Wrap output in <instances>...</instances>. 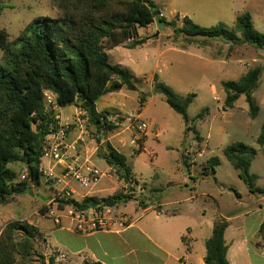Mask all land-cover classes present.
Returning a JSON list of instances; mask_svg holds the SVG:
<instances>
[{
	"label": "rangeland",
	"instance_id": "rangeland-1",
	"mask_svg": "<svg viewBox=\"0 0 264 264\" xmlns=\"http://www.w3.org/2000/svg\"><path fill=\"white\" fill-rule=\"evenodd\" d=\"M153 2L157 9L165 14L167 20L171 18L169 11L173 9L188 12L187 17L203 28L220 25L224 29L231 30L236 17L248 12L251 15L254 28L264 33V0H153ZM61 4V0H0V30L3 29L7 33L9 49L18 47L23 39L32 36L35 31V19L62 17L64 9ZM170 21H174L176 27L181 25L177 16ZM157 27V31L161 33L159 42L153 38L154 29ZM139 33L142 35L140 38L149 40L131 48L129 56L135 63V66L132 67L133 74L140 79L142 74L151 75L159 48L165 49L169 43H177L181 46L190 43L208 45L210 55L223 56L229 62L228 66H223V73L220 76V79L224 81H238L249 69L255 67L261 69L259 86L253 93L259 112L255 118H250L244 96L238 99L234 108L227 110L223 108V102L221 104L214 99V96H220L221 90L216 82L213 84V88H209L208 79H212V77L207 75L211 72L205 71L204 62L195 57L173 52L167 53V58L170 57L171 60L167 68H160L161 76L164 78L162 82L169 86L167 82L170 80L174 89L169 87L178 95L187 94L189 91L186 90L190 87L196 97L188 108L189 120L186 123L182 116L167 105L163 95L156 94L155 97L149 99L144 91L148 103L145 114L141 116L142 120L148 124L147 131L149 133L160 132L158 138L149 137L145 143L146 150L150 151L153 157L148 156L145 152L141 155L134 153L131 156L128 153L131 150L130 135L124 131L126 125L124 121L130 112L131 114L137 112L138 97L141 92L124 90L128 93L129 99L126 101L125 107L120 108L121 113L117 114H115L118 112L117 103L111 98L102 95L96 101L97 108L107 112L110 121L115 125L114 130L104 134L103 137L106 139L113 136L112 145L127 155V164L133 175L146 183H139V187L134 189L133 193L127 194L132 196V200L127 204H120L114 209L132 219L142 217L138 224L142 228H145V225L147 229L157 232L162 225V219H156V215L176 212L189 205L173 204L157 208L160 203L181 198L185 193L193 194V190H190L192 184L189 177L193 176L192 178H198L200 181L197 189L199 193L206 192L210 195L208 198L201 195L195 201L198 203V207L206 209L208 213L221 208L222 202L232 205L233 202L238 201V197L242 199L247 197L249 192L247 186L238 177L237 171L223 154V150L231 144L243 143L255 150L250 173L258 176L256 185L264 186V147L259 146L256 142L261 127L264 125V50L255 49L247 44L233 45L221 39L203 37L188 39L182 34H175L172 27L159 22L157 25H152L150 31L139 29ZM133 42L126 44L131 46ZM190 51L197 52V56L202 54L194 46ZM7 56L8 52L0 49V66L4 65ZM179 62L182 65L181 76L174 74ZM110 64H115L113 59H110ZM204 109H208V114L201 120L193 121V118ZM116 115L117 117L114 118ZM60 118L57 120V125L59 121L62 125L68 124L67 128H62L65 141L76 142L77 151L81 157L85 156L86 151L90 153L95 150V154H97L100 146L94 138L96 130L87 120L86 114L80 110L79 105L61 108ZM79 123L82 126L81 129ZM80 137L83 141L79 139ZM212 158L217 159V165L214 167L215 179L211 176L205 178L203 175L211 171L209 160ZM8 167L15 174L14 182L23 181L22 177L27 175V169L22 164H10ZM112 170L114 171V169ZM182 175L188 177L186 186L182 184ZM111 176L106 189L97 194L100 198L119 192L125 194L124 182L114 172H111ZM44 182L46 186L55 184L52 180H46L42 176L38 186L29 184L30 191L34 195L30 196L27 191L22 195L12 196L7 203L3 204L8 213L7 219L3 222L9 223L17 220L29 223L37 220L38 216L45 215V206L42 204H45L49 197L43 190ZM221 188L223 194L220 197L218 192ZM254 195L258 198L264 196ZM144 206L150 209L144 212ZM35 247L34 256L28 259L26 264H41L43 260L49 258V256H44L45 251L40 235L36 237ZM254 264L262 263L254 258Z\"/></svg>",
	"mask_w": 264,
	"mask_h": 264
},
{
	"label": "trees",
	"instance_id": "trees-1",
	"mask_svg": "<svg viewBox=\"0 0 264 264\" xmlns=\"http://www.w3.org/2000/svg\"><path fill=\"white\" fill-rule=\"evenodd\" d=\"M61 2L64 9L62 17L35 19L32 36L23 39L12 50L9 49L6 31L0 30V49L8 52L4 65L0 66V204L7 203L14 195L30 191L27 181H13L15 174L8 165H24L32 184L38 186L40 183L42 176L39 164L46 138L58 129L56 117L44 110L43 89H49L55 94L60 108L79 105L96 130L94 138L100 146L97 155L115 170L120 180L128 182L132 179L126 156L103 137L112 132L115 125L107 112H97L95 103L100 96L118 92L123 87L136 90L130 71L110 64L109 60V51L125 43L130 32L136 34V28H145L157 19L159 23L172 27L175 34H182L188 39H221L233 45L247 44L264 50V33L254 28L248 12L238 15L234 27L227 30L220 25L203 28L188 17H184L181 26L176 27L174 21L155 16L159 10L153 0ZM144 42L143 38L137 37L131 47ZM260 76L261 69L255 67L249 69L238 81L223 82V108H234L238 99L244 96L248 116L255 118L259 107L253 93L259 86ZM153 92L163 95L167 105L188 123L187 111L195 94L180 96L165 83L158 81L156 75ZM143 102L144 96L141 95L140 107ZM207 114L208 109H204L193 121L201 120ZM256 142L264 147V125ZM223 154L250 192L264 193V190L255 186L257 176L250 173L254 149L243 143H234L227 146ZM209 164L214 172L217 159H210ZM130 200L131 195L119 192L103 198L85 197L81 202L62 200L58 207L63 209L71 205L78 210L116 207ZM45 211H48L47 206ZM227 226L224 219L214 221L211 236L205 243L204 264H229L224 240ZM37 236L38 230L29 223L17 220L7 223L0 237V264H26L36 252ZM54 260V257H50L48 263L43 260L41 264H54Z\"/></svg>",
	"mask_w": 264,
	"mask_h": 264
},
{
	"label": "crops",
	"instance_id": "crops-1",
	"mask_svg": "<svg viewBox=\"0 0 264 264\" xmlns=\"http://www.w3.org/2000/svg\"><path fill=\"white\" fill-rule=\"evenodd\" d=\"M169 15L171 17L169 20H167L165 14L162 12H160L159 16L166 21H170L177 16L179 21L182 22V19L189 14L188 12L176 11L173 9L169 11ZM157 22L158 20L155 19L154 25H157ZM150 28H152V25L146 28H136L137 37L140 38L142 36L139 33V29L142 31H150ZM157 30L158 27L154 29L153 38L159 42L161 33ZM148 40L149 39L145 41ZM126 43L127 42L110 50L109 60L113 59L115 62L114 65L128 69L132 74L136 88L134 91L141 92V95L144 96V102L142 107H140L141 95H139L138 107L136 110L141 116L145 114L148 103L146 94L149 96V99L156 96V94L153 93L154 76L156 75L157 80L160 82L164 80L161 76L160 68H167L169 66L171 60L170 57L167 58V53L169 52L195 57L204 62L205 71L209 70L211 72L207 75L212 77V79H208L209 88H213V84L215 82L217 83L220 87L221 94L220 96H214V99L222 104L225 94L221 85L225 81L221 80L220 76L223 73V66H228L229 62L225 60L223 56L210 55L208 45L203 46L190 43L181 46L177 43H169L166 45L167 48H159L157 60L151 75L147 76L146 74H142L140 79L133 74L132 67L135 66V63L129 56V50L132 47ZM193 46L202 54L197 56V52H191L190 49ZM163 57H165V60H163ZM181 66L179 62L174 72L175 75L180 74L181 76ZM167 83L174 89L170 80ZM190 89L192 88H187L186 91L189 92L187 94H180V96L191 94L192 90ZM124 90H126L125 87L121 88L118 92L105 94L117 103L118 112L115 114L121 113L120 108H124L126 101L129 99L128 93ZM144 91L146 94H144ZM96 109L97 112H103L100 111L97 106ZM115 117H117V115L114 116V118ZM114 118L112 117V119ZM153 133H147L144 136L142 151L139 152V155L143 154V152L147 153L148 156H150V154L152 155L150 151L146 150L145 143L149 137H159V131ZM156 134L158 137H156ZM112 138L113 136H110L106 138V140L112 144ZM118 151L121 152L120 150ZM128 153L131 156L132 149L129 150ZM124 155L127 156L126 154ZM150 157H153V155ZM82 158L87 159L93 166L101 170L109 168L105 161L95 154V150L90 153L86 151L85 156H82ZM215 174L216 171H209L203 175L205 178L211 176L215 179ZM192 177L188 178L182 175L181 181L185 186L187 185V178L191 181L192 188H190V190H193V194L185 193L181 198L173 199L172 201L160 203L158 205L157 208L173 204H189L186 208H182L176 212L166 213L161 216L156 215V219H162V225L157 232L147 229L145 225V228H142L138 224L141 222L142 217H137L135 222L131 223L125 230L119 233L112 231L79 233L71 228L70 220L67 217H62L61 225H55L46 214L38 216L37 220L29 222V224L38 230L39 235L42 237L45 251L44 256H49V258L54 257V264H83L84 262H101L103 264H204V257L206 254L205 243L211 236L214 221L216 219H224L228 223L224 232V240L227 246L226 259L229 264H254V258L264 264V196L258 198L254 195H264V193H253L249 191L245 199L238 197V201L233 202L232 205L222 202L221 208L217 211L208 213L206 209L198 207V203L195 201L201 195L207 198L210 197V195L206 192L199 193L197 189L200 181L198 178L195 179ZM133 178L139 183L146 184L142 180L137 179L134 175ZM201 181H203V179H201ZM257 181L258 176L256 182ZM256 182L255 186L264 190V186L256 185ZM108 184V179H102L91 190H87L81 188L77 183L71 182L68 191L72 193V199L81 202L85 197L94 196L100 198L97 194L103 192ZM40 189L41 187L39 191ZM43 190L49 198L48 201L42 205L49 206L55 194L60 190V186L57 184L52 186L45 185ZM222 191L223 189L221 188L218 192L220 197L223 194ZM29 194L30 196L34 195L32 191H29ZM149 209V207H146L144 212ZM7 214L5 206L0 204V221H5L8 217ZM130 215L133 216V214ZM182 238L185 240L182 241ZM49 258L45 259L46 263H48Z\"/></svg>",
	"mask_w": 264,
	"mask_h": 264
},
{
	"label": "built area",
	"instance_id": "built-area-1",
	"mask_svg": "<svg viewBox=\"0 0 264 264\" xmlns=\"http://www.w3.org/2000/svg\"><path fill=\"white\" fill-rule=\"evenodd\" d=\"M154 21L148 26L154 25ZM136 39L137 35L130 32L126 41L132 42ZM43 105L47 113L53 114L57 120L61 119V108L58 106L56 96L51 90L47 89L43 91ZM124 122L126 124L124 131H127L130 135L129 145L132 149V154L142 151L143 138L149 133L147 131L148 124L142 120L141 114L138 111L134 114H129ZM67 126V123L62 125L60 121L58 122L57 131L48 135L42 156L40 157L39 171L41 176L46 180H52L60 186V190L55 194L50 205L47 206V217L55 225H61L62 217H67L70 220L71 228L79 233L94 231L119 233L125 230L137 218L132 219L126 214L116 211L114 207H90L84 210L75 209L71 205L65 206L64 209L58 207L59 201L72 199V193L68 191L71 182L77 183L83 189L91 190L102 179H111V172L115 173L112 167L101 170L93 166L87 159H83L77 151V143H69L64 139V130L62 128L64 127L65 129ZM79 127L80 129L82 128L80 123ZM157 134L156 137H158ZM81 137L79 139L83 141ZM150 156L152 155L150 154ZM22 178L23 181H27L28 186L29 184L33 185L28 177V173ZM123 182L126 189L124 193L126 195L133 193V190L139 187V182L133 177L128 182ZM6 225L7 223L0 221V237Z\"/></svg>",
	"mask_w": 264,
	"mask_h": 264
},
{
	"label": "water",
	"instance_id": "water-1",
	"mask_svg": "<svg viewBox=\"0 0 264 264\" xmlns=\"http://www.w3.org/2000/svg\"><path fill=\"white\" fill-rule=\"evenodd\" d=\"M159 15H160L159 11L155 12V16L156 17L159 16Z\"/></svg>",
	"mask_w": 264,
	"mask_h": 264
}]
</instances>
